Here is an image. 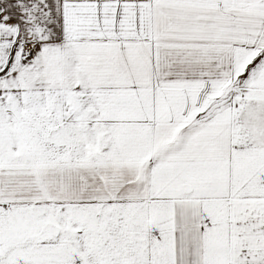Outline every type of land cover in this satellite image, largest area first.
<instances>
[{
  "label": "snow or ice",
  "instance_id": "snow-or-ice-1",
  "mask_svg": "<svg viewBox=\"0 0 264 264\" xmlns=\"http://www.w3.org/2000/svg\"><path fill=\"white\" fill-rule=\"evenodd\" d=\"M0 264H264V0H0Z\"/></svg>",
  "mask_w": 264,
  "mask_h": 264
}]
</instances>
